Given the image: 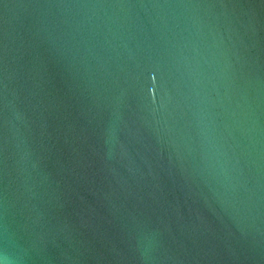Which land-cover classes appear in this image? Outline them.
Here are the masks:
<instances>
[{
    "label": "water",
    "instance_id": "95a60500",
    "mask_svg": "<svg viewBox=\"0 0 264 264\" xmlns=\"http://www.w3.org/2000/svg\"><path fill=\"white\" fill-rule=\"evenodd\" d=\"M0 260L264 264V0H0Z\"/></svg>",
    "mask_w": 264,
    "mask_h": 264
},
{
    "label": "clouds",
    "instance_id": "9594fccd",
    "mask_svg": "<svg viewBox=\"0 0 264 264\" xmlns=\"http://www.w3.org/2000/svg\"><path fill=\"white\" fill-rule=\"evenodd\" d=\"M0 264H5V262L3 260H0Z\"/></svg>",
    "mask_w": 264,
    "mask_h": 264
}]
</instances>
